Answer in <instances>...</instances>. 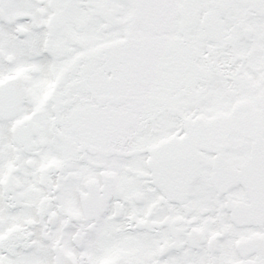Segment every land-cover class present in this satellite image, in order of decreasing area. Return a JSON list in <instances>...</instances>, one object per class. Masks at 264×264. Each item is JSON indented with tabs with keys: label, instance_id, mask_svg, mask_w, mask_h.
Returning a JSON list of instances; mask_svg holds the SVG:
<instances>
[{
	"label": "snow or ice",
	"instance_id": "snow-or-ice-1",
	"mask_svg": "<svg viewBox=\"0 0 264 264\" xmlns=\"http://www.w3.org/2000/svg\"><path fill=\"white\" fill-rule=\"evenodd\" d=\"M0 264H264V0H0Z\"/></svg>",
	"mask_w": 264,
	"mask_h": 264
}]
</instances>
